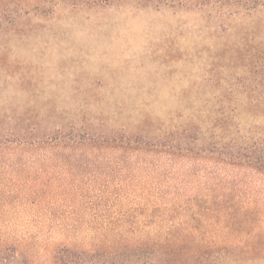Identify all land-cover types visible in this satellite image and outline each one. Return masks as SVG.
<instances>
[{
    "label": "rangeland",
    "instance_id": "obj_1",
    "mask_svg": "<svg viewBox=\"0 0 264 264\" xmlns=\"http://www.w3.org/2000/svg\"><path fill=\"white\" fill-rule=\"evenodd\" d=\"M225 129L264 151V0H0V264H264Z\"/></svg>",
    "mask_w": 264,
    "mask_h": 264
},
{
    "label": "trees",
    "instance_id": "obj_2",
    "mask_svg": "<svg viewBox=\"0 0 264 264\" xmlns=\"http://www.w3.org/2000/svg\"><path fill=\"white\" fill-rule=\"evenodd\" d=\"M226 120L227 119H224L223 121H226ZM220 122L225 123V122H222L221 120H219L212 128L220 125L221 124ZM211 129L209 128V130H211ZM227 130L228 129H225L223 134L218 137L219 138L218 141L212 140L211 142H209L208 147L203 145L200 148V150L203 152H209L211 154H215L213 152L216 151L219 156H223V158L224 159L226 158V160H228V161L229 160L230 161H232V160H239V161L244 160L248 164L255 165L261 169H264V151L261 149L257 150V151L255 149L254 150H247V148H249V144L244 143L243 144V146H245L244 151L242 152L240 149L241 153L239 155H238V153L231 152L230 149H233L234 146H236L238 138L237 137L235 138L234 136L230 137L227 134ZM213 136H214V132H212L210 134L211 139H213ZM134 139H135L134 141L137 144H145L146 146H152V147L159 145V142H157L153 139L146 138L144 136L136 135V136H134ZM226 139H229V141H230L229 144L226 146H223L222 150H219L217 148V144L220 142H223V140H226ZM119 140L122 142H125V144H127L128 146L131 142V138L129 136L127 137L125 135H123V136L121 135L119 137ZM146 146H143V147L148 148ZM207 251L217 252L216 254H213V255H214L215 259H218L219 253H221V251L229 252L230 249L228 247H218L216 249H207L203 253L202 256H204L205 258L208 259L209 255L206 254ZM57 252L61 257H63L65 264H85L86 261H89L90 263H94V264H117L119 262L127 261L123 252L116 253L115 256L111 257L109 260L106 259V261H102V259H98L96 257L95 251H85V250H79V249H75L72 247L65 246V247L58 248ZM150 252L152 253V257H159L160 256V254L156 253L155 249L151 250ZM135 253H138V252H135ZM138 262L139 261H137L136 259H133L134 264H138Z\"/></svg>",
    "mask_w": 264,
    "mask_h": 264
}]
</instances>
